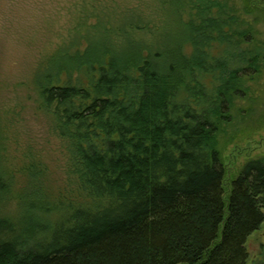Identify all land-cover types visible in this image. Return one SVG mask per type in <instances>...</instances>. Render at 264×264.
I'll use <instances>...</instances> for the list:
<instances>
[{"label": "trees", "instance_id": "16d2710c", "mask_svg": "<svg viewBox=\"0 0 264 264\" xmlns=\"http://www.w3.org/2000/svg\"><path fill=\"white\" fill-rule=\"evenodd\" d=\"M152 1L157 23L94 16L37 61L31 84L66 154V195L50 207L23 190L14 223L0 169V264H247L264 223V159L226 192L219 138L264 75V0H241V11ZM51 208L61 215L43 222Z\"/></svg>", "mask_w": 264, "mask_h": 264}, {"label": "rangeland", "instance_id": "374dc122", "mask_svg": "<svg viewBox=\"0 0 264 264\" xmlns=\"http://www.w3.org/2000/svg\"><path fill=\"white\" fill-rule=\"evenodd\" d=\"M227 1L237 11L243 8L241 0ZM158 8L152 0H0V169L10 181L3 217L19 221L25 189L38 192L43 204L50 207L66 195V154L51 133L50 119L39 108L31 84L37 61L92 26L94 16L113 22L132 12L157 23ZM258 29L264 41L262 21ZM248 88V97L235 103L238 110L232 113L233 121L219 138L226 192L246 163L264 159V75ZM29 164L36 171L32 186L26 180ZM58 210H45L40 218L53 223L61 215ZM246 249L247 264H264V223L248 238Z\"/></svg>", "mask_w": 264, "mask_h": 264}]
</instances>
